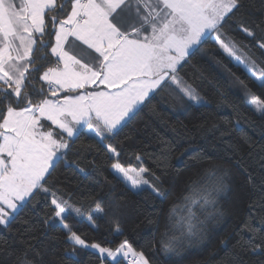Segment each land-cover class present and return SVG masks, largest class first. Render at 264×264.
Instances as JSON below:
<instances>
[{
    "label": "snow or ice",
    "instance_id": "obj_1",
    "mask_svg": "<svg viewBox=\"0 0 264 264\" xmlns=\"http://www.w3.org/2000/svg\"><path fill=\"white\" fill-rule=\"evenodd\" d=\"M229 27L241 39L229 33ZM209 44L215 49L213 56L220 54L215 63L226 68L232 85L243 93L246 107L264 120V0H0V227L10 231L43 193L44 224L64 231L73 254L79 246L96 250L101 264H124L130 256L128 264H150L128 239L115 247L89 243L68 220L86 218L98 228V219L110 218L114 232L122 236L120 217L137 210L121 203L128 192L153 208L145 216L147 223H158L170 194L165 177L171 144L162 143L154 170L139 154L133 157L135 164L125 165L124 153L105 141L116 140L165 92L186 111L209 107L180 74L189 65L196 69L193 58ZM219 96L222 105L226 96ZM239 124L237 119V130ZM196 130L203 131L204 125ZM215 131H220L217 125ZM231 135V129L220 131L225 152L232 153L231 166L225 165L224 157L213 160L187 149L182 153L199 171L167 210L159 241L165 255H179L209 238L208 225L226 213L221 198L230 190L234 167L250 182L248 213L237 231L220 241L224 255L217 258L214 253L206 264H264V179L255 182L239 147L224 139ZM81 136L91 143L78 152L95 151L107 161L113 179L123 186L119 195L115 185L110 195H100L97 189L103 185L94 181L84 195L86 203L78 206L71 195L65 198L49 185L61 162L85 179L92 174L68 159ZM246 143L250 156L257 152L264 171V144L257 148ZM92 164V172L100 171L96 160ZM24 244L8 251L10 264H47L45 250L30 240Z\"/></svg>",
    "mask_w": 264,
    "mask_h": 264
},
{
    "label": "trees",
    "instance_id": "obj_2",
    "mask_svg": "<svg viewBox=\"0 0 264 264\" xmlns=\"http://www.w3.org/2000/svg\"><path fill=\"white\" fill-rule=\"evenodd\" d=\"M227 31L237 39H241L240 34L231 27ZM205 49L204 53L197 54L192 60V64L197 66L196 69L194 70L189 65L180 74L196 87L201 96L209 102V107L186 111L169 92H165L153 101L151 110L145 108L116 140L105 141V143L117 146L124 153L122 162L125 165L129 162L135 164L133 157L139 154L143 158L144 165L154 170H156L157 163L154 157L159 156L162 143L171 144L172 150L167 157L168 175L165 177V187L170 194L162 206L164 211L160 214L158 223L149 224L145 220V216L152 213L153 208L142 203V197L125 192L121 203L130 209L136 208L137 210L120 217V227L124 233L122 236L114 232L115 224L110 218L98 219L96 221L98 228L90 225L86 218H69L68 223L73 230L81 234L82 238L89 243L115 247L120 241L128 239L134 249L145 253L150 264H206L214 253L217 258L224 255L220 241L232 236L247 216V205L251 192L247 175L234 167L230 190L221 198V204L226 213L218 223L208 225L209 238L191 247H186L179 255H165L159 250V241L165 230V215L169 206L186 191L187 182L190 178L195 179V174L199 171L187 154L182 155L186 149L193 154L206 153L213 160L224 157L225 165L231 166L228 157L232 156V153L231 151L225 152L227 145L220 137V131L231 129L232 135L224 139H229L233 145L239 147V155L244 157L245 165L253 174L255 182L259 183L264 179V171L257 163V152L253 151L250 156V149L246 143V141L251 142L257 148L264 144V120L246 107L243 93L232 85V78L226 68L215 63L220 54L216 53L213 56L215 49L211 44L206 45ZM253 51L259 54L258 49H253ZM223 64L237 75H241L228 64L227 60H223ZM218 90L226 96V102L222 105ZM232 106H235V111ZM237 119L240 121L238 130L236 129ZM201 124L204 125V130H196ZM213 125H217L220 131L213 132ZM185 129L192 131L185 133ZM177 133L184 134L177 135ZM88 135L91 134L88 133ZM90 143L84 136H81L68 156L70 161H75L80 167L92 173L87 179L83 174L74 173L73 167L61 162L49 180V185L53 186L57 194L63 193L65 198L71 195L72 200L78 206L86 203L84 195L94 181H99L103 185L102 189H97L100 195H110L113 185L116 186L117 195L123 191V186L117 184L110 174L107 161L103 157L97 156L95 151L91 154L87 151L78 152L80 148L87 149ZM93 160L100 165V171L92 172ZM105 177L110 183L105 181ZM44 197L45 194H38L33 203L28 205L13 223L10 231L0 227V248L4 249L0 252V260H6L10 264L8 251L23 248L24 242L30 240L45 250L47 264H101L97 251L77 246L73 254L71 243H65L64 231L59 227L51 228L44 224L47 211ZM50 199L51 197L48 196L49 201ZM254 223L258 226V222L254 221ZM30 227L34 231H25ZM32 236L37 239H32ZM5 240H7V245L4 244ZM231 243L234 244L235 239ZM127 262L125 260L124 264Z\"/></svg>",
    "mask_w": 264,
    "mask_h": 264
},
{
    "label": "built area",
    "instance_id": "obj_3",
    "mask_svg": "<svg viewBox=\"0 0 264 264\" xmlns=\"http://www.w3.org/2000/svg\"><path fill=\"white\" fill-rule=\"evenodd\" d=\"M132 259V257H129V260H131Z\"/></svg>",
    "mask_w": 264,
    "mask_h": 264
},
{
    "label": "water",
    "instance_id": "obj_4",
    "mask_svg": "<svg viewBox=\"0 0 264 264\" xmlns=\"http://www.w3.org/2000/svg\"><path fill=\"white\" fill-rule=\"evenodd\" d=\"M131 257V256H130ZM127 261H129V258H128V260ZM127 264H128V262H127Z\"/></svg>",
    "mask_w": 264,
    "mask_h": 264
},
{
    "label": "rangeland",
    "instance_id": "obj_5",
    "mask_svg": "<svg viewBox=\"0 0 264 264\" xmlns=\"http://www.w3.org/2000/svg\"><path fill=\"white\" fill-rule=\"evenodd\" d=\"M91 134V133H90ZM91 250H94V249H91ZM94 251H96V250H94Z\"/></svg>",
    "mask_w": 264,
    "mask_h": 264
}]
</instances>
